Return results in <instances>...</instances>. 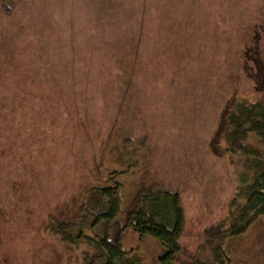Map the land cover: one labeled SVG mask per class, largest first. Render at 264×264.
<instances>
[{
  "label": "rangeland",
  "instance_id": "obj_1",
  "mask_svg": "<svg viewBox=\"0 0 264 264\" xmlns=\"http://www.w3.org/2000/svg\"><path fill=\"white\" fill-rule=\"evenodd\" d=\"M142 5L130 54L134 62L123 61V88L116 82L119 103L110 115L101 102L106 94L95 86L97 80H108L112 66L118 72L121 64L110 56L101 58L110 46L100 42L101 28L90 0H0V73L9 70L5 55L17 57L23 49H32L24 57L29 64L35 59L40 71L48 68L51 50L68 61L73 87L76 126L55 130L61 139L48 137L46 130H23L35 150L24 155L35 157L38 172L34 178L31 165L28 174L35 186L24 189L30 195L27 207L38 217L49 201L55 208L58 202L56 211L69 208L80 182L112 178L122 182V221L133 195L159 183L180 194L185 211V232L174 264H210L215 257L203 247L204 229L230 222L241 180L244 174L252 177L247 169L252 157L229 151L224 129L238 103L264 99V0H142ZM0 82L4 150L13 134L9 131L21 122L11 103L19 97L21 103L26 100L14 75L6 81L14 100L4 94V77ZM96 106L106 124L96 116ZM26 113L25 108L21 116ZM23 139L16 135L6 145L8 151L23 149ZM247 142L264 147L254 133ZM0 209V248L3 242L17 248L16 264H104L92 248L88 255L87 247L49 234L43 226L46 214L40 217L43 230L33 238L29 225L37 224L36 217L23 218L3 204ZM87 233L95 235L93 230ZM122 246L141 264H161L159 257L165 253L159 240L132 229L125 231ZM2 256L0 264H6ZM222 257V264H264V215L254 218L245 232L229 235Z\"/></svg>",
  "mask_w": 264,
  "mask_h": 264
},
{
  "label": "trees",
  "instance_id": "obj_2",
  "mask_svg": "<svg viewBox=\"0 0 264 264\" xmlns=\"http://www.w3.org/2000/svg\"><path fill=\"white\" fill-rule=\"evenodd\" d=\"M90 6L92 7L91 13L97 16L95 21L101 28L100 42L110 46L109 49L106 48L103 51L101 58L107 59L110 56L121 64L117 66L118 72H115V66H112L108 71V80L105 81V78L97 80L98 83L95 86L100 94H106L105 99H101L102 106L108 114L113 115L112 107H116L119 103L120 94L116 92V82L119 89L123 88H121L124 74L123 61L134 62V58L130 57V54L133 53L132 46L136 45L137 41L134 36H136L139 27L142 0H90ZM120 23L121 26H117ZM42 42L51 41L43 38ZM54 44L49 45L53 47ZM36 49L40 51L38 46ZM29 51L32 53V49H23L16 53L17 57L6 54L5 64L9 70L4 69V73H0L1 78L4 77V85L1 84L4 86V94L10 96V101L14 100V90L10 88L7 90L6 81L12 75L15 76L19 87L24 89L26 100L25 103H21L19 97L18 101L14 100L11 103L15 114L20 116L21 122L18 121L17 128L9 131L13 133L12 137L4 142V150L0 149V205L3 204L14 209L16 215L19 214L23 218L36 217L37 224L29 225V231L33 238L36 231L43 230L41 226L43 218L40 217L46 214L43 226L49 234L64 242L87 247L88 255L92 252L90 249L92 248L96 251L97 257L105 259L104 264H141V260L137 256L123 249V236L128 229H132L141 237L152 236L159 240L165 247V253L159 257L160 263L174 264L181 251V240L185 232V211L180 194L164 188L159 183L148 184L133 195L125 209L122 221L118 218L122 212V182L112 180V178L110 181L103 180L104 182L102 180L92 182V179L80 182L71 194L72 203L69 208H60L56 211L58 202L55 208L52 207L55 203L49 201L50 203L44 206L46 209L43 214L38 217L33 213V208L27 207L30 195L24 189L29 191V186L33 184L28 174L31 165L34 178H37L38 172L36 166H33L35 157L24 155L35 154V150L29 147L30 143H27L30 140V135L27 132L23 134L24 128L26 127L29 132L32 131L35 134L37 132L45 134L43 130H46L48 137L53 134V137L61 139L62 134L55 130L73 127V124L76 126L73 87L69 80L68 61L60 54H54L48 50L50 65L40 71L35 59L33 66L24 60ZM60 52H63V48L60 49ZM49 88L51 93H49ZM6 103L8 105L9 102ZM22 106L27 110L23 117L21 116V112H24ZM95 111L96 116H101L103 123L106 124L108 119L104 118V114L98 106L95 107ZM6 115L8 116L7 113ZM57 127L59 128L56 129ZM252 133L257 134L261 143L264 144V99L254 103L242 101L228 116L224 129L228 150L252 157L247 161V169L251 172L252 177L248 179L250 175L244 174L241 180L242 185L231 202V206H236V209L230 213V222L228 224L219 223L204 229L205 244L203 247L211 249L215 257L214 261H217L210 264L223 263L222 253L229 235L245 232L248 224L254 218L264 215V147L260 145L254 147L248 144V138ZM16 135L25 138L22 140V142L26 141L24 148L8 151L6 145L11 144ZM19 190L25 193L20 194ZM24 199L25 202L22 206L21 203ZM241 199L242 202H240ZM59 204L61 203L59 202ZM113 225L115 228L111 232L110 227ZM86 229L93 230L95 235L87 233ZM96 229L99 232H96ZM74 232L76 233L74 234ZM7 247L8 245H4L3 242L0 256L4 255L6 264H16L19 251L15 247Z\"/></svg>",
  "mask_w": 264,
  "mask_h": 264
}]
</instances>
